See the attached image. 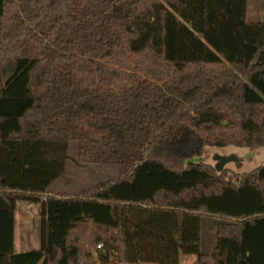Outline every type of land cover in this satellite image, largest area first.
<instances>
[{
  "label": "trees",
  "instance_id": "1",
  "mask_svg": "<svg viewBox=\"0 0 264 264\" xmlns=\"http://www.w3.org/2000/svg\"><path fill=\"white\" fill-rule=\"evenodd\" d=\"M251 1L0 0V264H264V166L193 162L264 147ZM72 147L116 175L51 191ZM18 202L38 250L14 252Z\"/></svg>",
  "mask_w": 264,
  "mask_h": 264
},
{
  "label": "rangeland",
  "instance_id": "2",
  "mask_svg": "<svg viewBox=\"0 0 264 264\" xmlns=\"http://www.w3.org/2000/svg\"><path fill=\"white\" fill-rule=\"evenodd\" d=\"M250 21L264 20V0H253L249 6ZM235 157L237 161L228 163L224 170L233 183L238 184L243 174L264 166V147L249 150L238 147H208L202 158L194 159L198 164L203 162L215 168V157ZM223 170V171H224ZM116 175L114 170L101 166L84 165L78 160L74 147L70 149L66 172L54 182L51 191L78 194L83 188L110 179ZM14 252L26 253L40 249L42 238V205L34 202H18L15 209ZM192 258V259H191ZM186 259L195 260L194 256L182 257L181 264H189Z\"/></svg>",
  "mask_w": 264,
  "mask_h": 264
},
{
  "label": "water",
  "instance_id": "3",
  "mask_svg": "<svg viewBox=\"0 0 264 264\" xmlns=\"http://www.w3.org/2000/svg\"><path fill=\"white\" fill-rule=\"evenodd\" d=\"M215 161H216L215 169L218 173H221L228 163H230L232 161H237V159L235 157L217 156V157H215Z\"/></svg>",
  "mask_w": 264,
  "mask_h": 264
},
{
  "label": "crops",
  "instance_id": "4",
  "mask_svg": "<svg viewBox=\"0 0 264 264\" xmlns=\"http://www.w3.org/2000/svg\"><path fill=\"white\" fill-rule=\"evenodd\" d=\"M182 257H184V256H182ZM182 257H181V260H182ZM195 260H196V258H195ZM195 260L186 259V261H189V264H193Z\"/></svg>",
  "mask_w": 264,
  "mask_h": 264
},
{
  "label": "built area",
  "instance_id": "5",
  "mask_svg": "<svg viewBox=\"0 0 264 264\" xmlns=\"http://www.w3.org/2000/svg\"><path fill=\"white\" fill-rule=\"evenodd\" d=\"M101 248V245L100 246H98V249H100Z\"/></svg>",
  "mask_w": 264,
  "mask_h": 264
}]
</instances>
